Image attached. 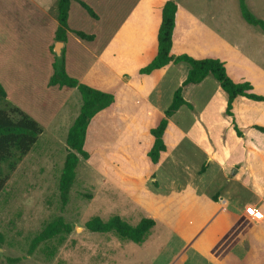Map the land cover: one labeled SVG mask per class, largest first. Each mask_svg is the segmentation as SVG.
Masks as SVG:
<instances>
[{
    "label": "crops",
    "instance_id": "1",
    "mask_svg": "<svg viewBox=\"0 0 264 264\" xmlns=\"http://www.w3.org/2000/svg\"><path fill=\"white\" fill-rule=\"evenodd\" d=\"M27 1L45 23L52 0ZM166 1L134 0L95 55V72L115 103L90 123L93 168L108 184L113 216L132 226L155 221L140 245L158 231L160 240L163 234L174 243L165 264H264V101L237 97L228 115V95L213 77L185 85V63L138 76L158 53ZM248 26L228 12L178 3L171 54L219 59L234 82H248L251 93L264 97V33ZM179 88L188 106L169 119L167 150L154 166L147 156L150 132ZM249 206L260 219L246 213Z\"/></svg>",
    "mask_w": 264,
    "mask_h": 264
},
{
    "label": "rangeland",
    "instance_id": "2",
    "mask_svg": "<svg viewBox=\"0 0 264 264\" xmlns=\"http://www.w3.org/2000/svg\"><path fill=\"white\" fill-rule=\"evenodd\" d=\"M57 1L52 0L44 23L40 21L44 20L40 10L27 0H0V85L6 92V97L0 98V110L17 119L11 111L18 108L42 128L38 142L0 193V232L5 237L0 245V264H165L169 247L174 243L168 244L163 234L160 240V231L148 244L140 245L121 240L114 233H91L85 228V223L94 216L107 220L114 215L108 184L102 182L91 160L96 148L94 125L89 128L84 147L90 159L80 160L67 203H62L59 178L67 154V135L80 112L82 98L77 89L50 84L53 64L56 58L65 56L70 76L109 92L100 72H95L98 69L95 55L124 20L134 0H82L93 8L97 19L74 2L68 20V41L61 45L55 38ZM178 3L194 10L228 12L233 21L248 26L241 16L239 0H179ZM246 3L257 18L264 20V0H246ZM248 27L262 35L257 27ZM75 31L92 34L95 39L82 41ZM55 47L60 50V56ZM57 218L72 226L71 234L48 241L28 255L31 240ZM160 244L164 248L160 249Z\"/></svg>",
    "mask_w": 264,
    "mask_h": 264
},
{
    "label": "trees",
    "instance_id": "3",
    "mask_svg": "<svg viewBox=\"0 0 264 264\" xmlns=\"http://www.w3.org/2000/svg\"><path fill=\"white\" fill-rule=\"evenodd\" d=\"M178 0H167L162 8V22L158 33V53L153 61L139 70L138 76H149L155 70L166 67L171 63H185L189 66L185 85L199 84L205 78L211 76L228 95L227 114L231 115L232 104L237 97H246L254 101H264L263 96L251 93L253 87L248 82H234L227 74L225 65L219 59L205 58L195 59L188 55L173 56V35L176 28L178 12ZM78 2L83 9L94 19L97 14L87 3L82 0H58L57 23L55 38L57 42L68 41V20L72 4ZM239 9L246 23L257 27L264 33V20L257 18L249 9L246 0H239ZM75 36L82 41H93L95 36L84 31H75ZM54 74L50 84L52 86L77 89L82 98L80 112L70 127L67 135V154L65 156L62 172L59 178V191L62 203H67V196L75 183L76 170L80 160L90 159V153L84 149L88 137V129L93 118L115 103L114 95L97 90L89 85L80 83L75 77L68 74L65 56L56 58ZM6 92L0 85V98H5ZM188 106L183 99L182 89L179 88L173 97L170 107L165 111V117L160 125L151 130L154 143L147 156L155 166L158 164L161 154L167 150L164 144V136L169 119L182 107ZM11 113L18 116L13 119L10 114L0 110V193L6 186L12 173L18 165L30 153L42 134V128L37 121L18 108ZM238 134H241L238 131ZM88 198V197H87ZM217 200V197L214 198ZM155 226L153 219H143L138 225L132 226L119 216H112L103 220L94 216L85 223V228L91 233H114L121 240L142 244ZM72 226L63 218H57L48 223L43 230L30 242L28 255H33L44 243L59 236L69 235ZM5 242L4 234L0 232V245Z\"/></svg>",
    "mask_w": 264,
    "mask_h": 264
},
{
    "label": "built area",
    "instance_id": "4",
    "mask_svg": "<svg viewBox=\"0 0 264 264\" xmlns=\"http://www.w3.org/2000/svg\"><path fill=\"white\" fill-rule=\"evenodd\" d=\"M246 213L255 220H258L261 218V213L253 206H249L246 208Z\"/></svg>",
    "mask_w": 264,
    "mask_h": 264
},
{
    "label": "water",
    "instance_id": "5",
    "mask_svg": "<svg viewBox=\"0 0 264 264\" xmlns=\"http://www.w3.org/2000/svg\"><path fill=\"white\" fill-rule=\"evenodd\" d=\"M57 44H58V45H61L62 43H61V42H58ZM58 45H57V46H58ZM58 47H59V46H58ZM54 51L56 52V54H57L58 56H60V50H59V49H57V48L55 47Z\"/></svg>",
    "mask_w": 264,
    "mask_h": 264
}]
</instances>
